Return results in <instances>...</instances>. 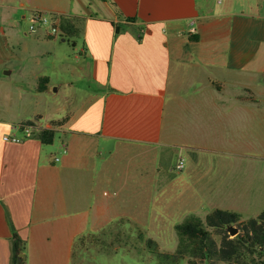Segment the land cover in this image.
<instances>
[{"label": "crops", "instance_id": "crops-1", "mask_svg": "<svg viewBox=\"0 0 264 264\" xmlns=\"http://www.w3.org/2000/svg\"><path fill=\"white\" fill-rule=\"evenodd\" d=\"M0 6L1 16L11 10L28 22L22 30L18 24V33L29 29L37 45L52 36L49 27L30 30L34 13L73 19L89 87L59 118L35 107L14 125L0 105V264L11 262L13 231L26 239V264H73L77 242L122 214L119 192L126 189L134 202L152 173L166 182L164 197L210 199L216 190L229 197L240 189L225 186L224 167L235 180L253 157L247 126L264 122V99L256 100L264 82V0H0ZM48 44L43 53L52 55L57 43ZM2 82L0 70V97ZM29 91L42 94L34 86ZM35 116L24 133L19 123ZM62 119L53 142L42 143L40 128ZM174 153L186 158L182 170L170 162ZM255 187L264 189V156Z\"/></svg>", "mask_w": 264, "mask_h": 264}, {"label": "rangeland", "instance_id": "rangeland-1", "mask_svg": "<svg viewBox=\"0 0 264 264\" xmlns=\"http://www.w3.org/2000/svg\"><path fill=\"white\" fill-rule=\"evenodd\" d=\"M1 8L2 6H0ZM46 16L49 24L38 25L36 23V30L47 32L50 22L57 21L53 15ZM0 22V28L4 26V33L1 34L0 70L2 85L6 88V91L1 92L0 105H4L7 118L16 122L14 125L18 124V116H27L35 107L42 108L46 112V116L51 118L66 115L69 108L75 107L85 92H89L85 74L79 62L81 56L79 33L66 37L58 32L56 35H50L52 37H42L43 40L37 45L33 42V37L37 36L30 33L29 29L21 31L22 34L18 33V24L20 30L29 26L28 22L25 23L18 19V13L6 10L2 16L0 14ZM50 41L57 43L54 45L57 54H55L56 52L52 55L43 53L49 45H53L48 44ZM46 45L48 46L46 47ZM38 50H41L43 54H37ZM5 71H9V73H5ZM263 75L264 73L260 77ZM42 76L48 77L46 89L42 91L40 98H35L29 90L32 89V86L36 88L39 78ZM19 85L21 88L18 87ZM259 88L262 92L256 97V100L263 103L264 82ZM35 99H38V105H35ZM47 119L44 118L43 123L47 122ZM252 124L254 125L247 126L248 139L253 134V144L248 142L247 152L253 157L245 159L246 166L241 164L235 180V176H231L229 173V167H224L227 171L225 186H240L236 194L223 197L219 194L225 190H216L210 199L204 196L201 199H176L173 198V195L164 197L166 182L162 180L159 173H152L147 187L144 191L139 190V197L134 202H129L130 198L126 189L119 192V202L121 203L119 209L122 210V214L103 229L87 235L80 242L78 241L74 247L72 263L188 264L187 256L172 261L157 253L175 252L179 236L175 229L176 224L185 221L192 215L204 220L205 216L214 208L234 210L241 215L242 220L256 217L264 210V189L258 193L255 187L256 168L259 165L260 157L264 156V122L256 121ZM170 156V162L177 160L175 153L174 156ZM173 187L167 192H170ZM139 201L144 202L145 206L138 205ZM147 202L148 206H146ZM142 209H144V213H142ZM230 236L234 235L230 234ZM149 238L155 241L156 250L147 246L146 240ZM201 264L209 263L205 260ZM220 264H226V262Z\"/></svg>", "mask_w": 264, "mask_h": 264}, {"label": "trees", "instance_id": "trees-1", "mask_svg": "<svg viewBox=\"0 0 264 264\" xmlns=\"http://www.w3.org/2000/svg\"><path fill=\"white\" fill-rule=\"evenodd\" d=\"M53 26L62 36H72L79 33V28L73 19L66 16H57ZM47 76L39 78L35 90L42 92L46 89ZM35 116L32 120L19 123L23 126H34ZM64 122V119L51 121V127H41L38 138L44 144H51L54 140V127ZM234 226L238 232L230 236L228 227ZM178 245L174 253H161L158 255L171 259L188 257V264H264V210L256 217L242 220L241 215L223 208H214L202 220L192 215L185 221L176 224ZM91 235V234H90ZM146 244L156 250V243L147 239ZM26 239L16 231L11 235V262L10 264H26ZM21 253L23 255H21Z\"/></svg>", "mask_w": 264, "mask_h": 264}, {"label": "built area", "instance_id": "built-area-1", "mask_svg": "<svg viewBox=\"0 0 264 264\" xmlns=\"http://www.w3.org/2000/svg\"><path fill=\"white\" fill-rule=\"evenodd\" d=\"M49 20L46 17H43L40 13H34L33 14V19H32V23L30 24V30L31 31H35L36 30V23L38 25H45L46 23H48ZM53 23L55 22H50V28H49V35H56L58 33V29L56 27L53 26ZM193 31V30H192ZM24 131V133L29 134L32 130L31 126H23L21 127ZM4 140H11V141H19L20 138L17 136H4L3 137ZM63 152H66V149H63ZM58 157H54V160H58ZM185 166V158L184 157H180L176 164H175V168L177 170H182Z\"/></svg>", "mask_w": 264, "mask_h": 264}, {"label": "water", "instance_id": "water-1", "mask_svg": "<svg viewBox=\"0 0 264 264\" xmlns=\"http://www.w3.org/2000/svg\"><path fill=\"white\" fill-rule=\"evenodd\" d=\"M5 73H9V71H5ZM228 232L231 235H235L238 232V229L234 226H230V227H228ZM21 255H23V254L21 253Z\"/></svg>", "mask_w": 264, "mask_h": 264}]
</instances>
